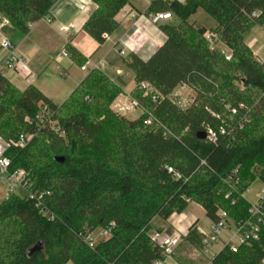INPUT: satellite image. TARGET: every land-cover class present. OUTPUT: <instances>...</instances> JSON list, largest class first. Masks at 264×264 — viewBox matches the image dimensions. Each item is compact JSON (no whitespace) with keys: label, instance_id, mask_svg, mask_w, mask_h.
I'll return each instance as SVG.
<instances>
[{"label":"trees","instance_id":"16d2710c","mask_svg":"<svg viewBox=\"0 0 264 264\" xmlns=\"http://www.w3.org/2000/svg\"><path fill=\"white\" fill-rule=\"evenodd\" d=\"M91 1L96 8L83 32L102 46L119 32L117 16L130 2ZM55 3L0 0V23L9 21L6 33L27 36ZM199 10L215 21L211 33L230 51L229 61L212 47L206 28L189 23ZM146 12L171 13L180 23L161 26L167 41L149 58L123 60L136 83L130 98L141 115L135 120L112 109L124 90L104 70H91L61 105L35 86L20 90L0 77V136L34 135L26 148L7 155L10 172L28 173L32 196L10 195L0 204V264H156L166 259L152 241L156 220L183 214L192 203L212 223L222 212L231 225L249 219L244 194L255 181L264 184V62L246 38L264 26V0H153ZM65 46L74 63L87 64ZM143 84L153 93L146 96ZM182 85L195 95L186 110L170 100ZM44 106L64 137L38 129ZM195 225L185 242L202 252L206 236ZM99 229L108 238L94 245L90 238ZM263 261L264 229L258 242L236 253L223 248L212 259Z\"/></svg>","mask_w":264,"mask_h":264},{"label":"built area","instance_id":"2783aa9c","mask_svg":"<svg viewBox=\"0 0 264 264\" xmlns=\"http://www.w3.org/2000/svg\"><path fill=\"white\" fill-rule=\"evenodd\" d=\"M161 1L185 2V0ZM121 13L124 16V19L129 20L130 27L126 33L117 40L112 41L111 37L107 39V42L112 41V51L116 53L118 57L121 59H126L130 55H136L142 58H146L147 56L150 57L158 48L166 43L167 36L161 29V26L174 19L171 13L139 12L129 6L123 8ZM51 18L50 15L43 20L48 24H52L53 21ZM8 27H10L9 21L3 19L0 23V36L2 37L0 51H4L5 55L0 58V77L9 79L10 76L14 75L22 79H30L34 75L30 62L27 58L22 57L17 53L16 46L10 38L6 37L5 33ZM70 30L71 27L65 28L67 33H70ZM206 38L209 40L213 48H220L221 53L225 56L227 61L231 59L232 56L230 51L225 47H221L218 38L213 33L209 32ZM147 50L150 51L148 52ZM59 57L71 59V55L67 51L66 46H63L61 49ZM92 66L91 62L88 60L87 64L81 67V71L89 73L94 69L103 70L105 63L102 61L101 63ZM141 88L145 91L146 96L149 93H153V90L146 84H143ZM194 97V93L186 85H182L176 89L172 96H170V100L180 109L186 110L193 103ZM156 101L157 95L154 94L153 102ZM117 109V113L121 115L131 110L135 111L139 109L141 111L139 102L130 97L127 98V102L120 105L118 104ZM36 120L38 122V129L48 127L61 137H64V133L61 132L58 122L54 120V113L48 106L41 108ZM153 120L152 117H149L146 120V124L152 125ZM221 132L222 134L225 133L223 130ZM33 137L34 135L32 134H24L16 139L5 140L0 136V179H5L8 182L9 196L17 195L18 190L22 191L24 195L32 196L30 193L31 184L28 173L25 170L10 172L12 161L7 155L12 150L26 148L33 140ZM208 139L213 142L216 141V134L210 132ZM170 171L172 170L170 169ZM249 214L250 217L247 221L231 225L228 222V215L224 212L220 213V221L218 223H212L210 235L206 237L203 243L202 253L211 256L208 264H213L212 259L215 256L211 255V245L213 243L223 242L224 240L222 237L224 236L227 238V241L223 242L224 248L227 247L234 253L238 252L241 247L252 245L261 239V233L264 229V189L260 191L256 203L251 204ZM151 237L153 242L163 248L164 256L166 258L172 256L176 249L184 242V237L175 227L166 233L158 231L154 232ZM90 241L93 243L91 238ZM156 264L161 263L158 262Z\"/></svg>","mask_w":264,"mask_h":264},{"label":"crops","instance_id":"0c3cea01","mask_svg":"<svg viewBox=\"0 0 264 264\" xmlns=\"http://www.w3.org/2000/svg\"><path fill=\"white\" fill-rule=\"evenodd\" d=\"M128 6L139 12H145L149 5L144 11H140L133 4ZM95 8L96 6L91 0H57L51 11L52 24H48L45 20L35 24L31 32L20 41L26 45V48L21 49L16 47L17 53L29 60L34 74L33 77L26 80L12 75L9 77L11 78V82L20 90H25L29 86H35L52 102L61 105L57 101L64 98L61 102L64 103L87 76L81 77L75 73L74 61L59 57L63 46L70 44L90 62H94L93 60H96L100 56L99 61L107 63L108 67L106 68L107 70L103 69L104 72L124 90V95L119 100H122L126 95H130L132 89L128 93L125 92V84L128 77L125 75V70L127 69L123 63L124 59H121L112 51L111 43L126 33L130 27V22L124 18L121 20L117 16V21L121 23L119 32L117 35L111 37V42L109 41L101 46L83 32V27ZM44 23L49 28H46V25H42ZM67 27H71L70 33L65 31ZM13 34L17 33H10L9 36L11 37ZM147 51L149 52L150 50ZM4 55L5 52L0 51V58ZM146 58H149V56ZM59 69H63L64 73L59 72ZM57 72H59L60 77L65 76V78L63 80L57 79ZM130 78L134 79L133 74L132 77L130 75ZM190 209H199L206 215V212L200 206L192 203L183 214H175L168 221L156 220L154 222L155 231L166 233L175 227L184 237V242L181 246L176 249L172 256L167 257L164 262H161V264H193L191 262L192 258H194L193 253L200 252L185 242L189 229L195 224L199 232L207 237L201 231L199 218L188 212ZM211 226L212 222H210V230ZM262 264H264V261Z\"/></svg>","mask_w":264,"mask_h":264},{"label":"rangeland","instance_id":"374dc122","mask_svg":"<svg viewBox=\"0 0 264 264\" xmlns=\"http://www.w3.org/2000/svg\"><path fill=\"white\" fill-rule=\"evenodd\" d=\"M152 0H129L130 4L135 5L140 11H144L146 10L147 6L150 4ZM119 18L122 20L124 18L123 14L120 13ZM174 20V19H173ZM171 21L172 23L178 25L180 23L179 20H174ZM189 23L191 24H195L197 26H201L204 27L208 30V32H212V30L215 29L216 23L215 21L208 16L203 10H199L196 15H194L193 17H191V19L189 20ZM42 25H46L45 23ZM46 28H49L48 25L45 26ZM6 37H10V33H5ZM54 36V35H53ZM26 36L17 33V34H13L10 37V40L13 42V44L21 49L26 48L25 44H22L20 41L25 38ZM2 40V37L0 36V42ZM246 43L247 45L251 48V50L253 51L255 58L260 61V62H264V26L263 27H255L251 33L247 36L246 38ZM221 47H223L221 45ZM51 57V56H50ZM100 60V56H98V58L96 60H93L94 62H91V66L92 65H96L101 63L102 61ZM69 61V60H68ZM73 62V61H72ZM73 64L75 65L74 67V71L75 73H77V75L85 76L88 73L82 72L81 71V67H79L77 64H75L73 62ZM93 67V66H92ZM90 67V68H92ZM107 63L105 62V70H107ZM59 72L64 73L63 69H59ZM59 72H57V79H61L63 80L65 78V76L60 77L59 76ZM65 75V74H64ZM125 75L127 78V83L125 84V92L128 93L131 89L132 91L135 89L136 87V83L135 80L133 78H130V75L132 77V73L128 70H125ZM134 76V75H133ZM9 80L11 81V78H9ZM131 94V93H130ZM192 94V93H190ZM124 95V94H123ZM189 95V94H188ZM121 97V96H120ZM119 97V98H120ZM130 97V95H126L122 98V100H119V98L113 103L112 105V109L117 113L118 109H117V105L122 104L127 102V98ZM132 99V98H131ZM64 100V98L59 99V101H57L59 104H62L61 102ZM119 114V113H118ZM121 115V114H120ZM141 115V111L139 109L135 110V111H129L127 113H124L122 116L126 117L128 120H135L137 119L139 116ZM264 189V184L260 181L257 180L255 181L252 186L248 189V191L244 194V197L247 199V201L250 204H254L257 201L258 195L260 193L261 190ZM17 195L19 196H24V193L20 190L17 191ZM9 196L8 193V182L5 179H0V204L7 199ZM194 215L197 216V218H199L200 223H201V231L206 234L207 236L210 235V221L208 220V218L206 217V215L201 212V210L199 209H190V211H188ZM108 238V233L105 230L99 229L96 232L92 233L91 235V239L93 241V244L96 245L99 242L106 240ZM223 238V242L227 241V238L224 236ZM223 242H219V243H213L210 247L211 250V255H216L218 254L223 248H224V244ZM193 257L191 262L193 264H207L210 259L211 256L208 255H204L202 252H194L193 253ZM72 264V263H69Z\"/></svg>","mask_w":264,"mask_h":264},{"label":"water","instance_id":"95a60500","mask_svg":"<svg viewBox=\"0 0 264 264\" xmlns=\"http://www.w3.org/2000/svg\"><path fill=\"white\" fill-rule=\"evenodd\" d=\"M201 138L202 139H205L206 138V135L204 133H201Z\"/></svg>","mask_w":264,"mask_h":264}]
</instances>
